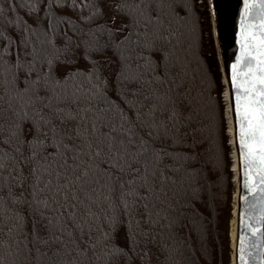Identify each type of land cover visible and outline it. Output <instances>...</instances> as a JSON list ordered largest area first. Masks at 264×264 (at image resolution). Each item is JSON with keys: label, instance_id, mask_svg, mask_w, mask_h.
Segmentation results:
<instances>
[{"label": "snow or ice", "instance_id": "obj_1", "mask_svg": "<svg viewBox=\"0 0 264 264\" xmlns=\"http://www.w3.org/2000/svg\"><path fill=\"white\" fill-rule=\"evenodd\" d=\"M105 2L21 0L27 19L9 22L16 39L0 30V233L9 237L0 235V264L24 252L39 264H133L166 219L161 209L189 158L173 147L191 108L177 99L183 69L174 53V16H186L187 5L107 0L112 16L100 23ZM65 7L75 20L61 14ZM240 15L227 82L240 186L235 261L249 264L250 247L264 252L245 210L249 196L264 205V0H243ZM110 59L111 80L102 67ZM8 204L38 213L43 235L32 226L17 238L21 217L9 216ZM134 211L144 228L121 245L110 226ZM5 219L15 221L6 233Z\"/></svg>", "mask_w": 264, "mask_h": 264}, {"label": "trees", "instance_id": "obj_2", "mask_svg": "<svg viewBox=\"0 0 264 264\" xmlns=\"http://www.w3.org/2000/svg\"><path fill=\"white\" fill-rule=\"evenodd\" d=\"M76 2L79 3V0ZM184 2L187 15L174 16L173 24L179 34L174 53L182 65L181 82L184 85L177 99L190 102L191 108L185 109L181 119V143L173 147L189 158L182 162L183 170L175 174L177 183L170 186L167 206L161 209V217L166 215V219L161 218L151 229L154 243L145 246L142 242L138 249L148 252V255L143 260L136 259L133 264H232L230 231L236 185L231 170L232 148L226 133V103L221 98L224 85L207 0ZM0 8L3 9L0 30L15 40L16 32L9 22L27 19L25 6L21 0H0ZM103 9L105 15L100 18V23L112 16L113 9L107 0ZM43 14L41 6L37 17ZM61 14L75 20L77 13L65 7ZM28 22L33 23L32 20ZM119 23L118 18L115 27H119ZM61 28L71 34L67 25H61ZM108 56L111 57V53ZM78 64L85 67L83 61L78 60ZM102 67L105 76L111 80L117 70L115 61L110 59ZM7 208L9 216L14 210L21 217L23 234H16L17 238L27 237L32 226L40 228L43 235L38 213H33L24 205L8 204ZM13 222L5 219L4 233L7 232V225ZM110 227L116 234L114 239L124 245L126 235L140 232L144 225L134 211L131 216L124 213ZM3 238L9 239L6 235ZM136 238L140 239L139 236ZM15 264H39V258L24 252L17 257ZM118 264L125 262L119 261Z\"/></svg>", "mask_w": 264, "mask_h": 264}, {"label": "water", "instance_id": "obj_3", "mask_svg": "<svg viewBox=\"0 0 264 264\" xmlns=\"http://www.w3.org/2000/svg\"><path fill=\"white\" fill-rule=\"evenodd\" d=\"M208 6L213 39L217 51V59L222 75V84L224 85V99L227 105L226 110L229 122L230 145L232 148L233 165L231 170L234 174L236 189L234 194V240H231V248L233 251L231 259L232 264H236L235 241L237 234V204L238 195L240 194V186L237 179L236 146L233 142L234 118L229 109L228 94L230 92V86L227 82V70L235 61L236 55L239 54L240 51L238 40L239 33L241 31L240 25L242 22V17L240 13L243 7V0H208ZM245 210L247 223L249 225L255 224L261 229V242L264 243V205H261L257 200L254 199V197L249 196L248 201L245 204ZM245 234L250 235L247 232V229H245ZM251 239L252 238L250 237V242ZM248 251L251 253V256L248 257L249 264H259L260 259L264 258V252L259 251V249L250 247Z\"/></svg>", "mask_w": 264, "mask_h": 264}, {"label": "rangeland", "instance_id": "obj_4", "mask_svg": "<svg viewBox=\"0 0 264 264\" xmlns=\"http://www.w3.org/2000/svg\"><path fill=\"white\" fill-rule=\"evenodd\" d=\"M221 98H222V100H224V90H223V92H222V94H221ZM224 103H225V101H223ZM225 117H227V114H226V105H225ZM227 120V119H226ZM226 133L229 135V126H228V124H227V129H226ZM229 144H230V137H229V142H228ZM233 197H234V195H233ZM232 215H233V211H232ZM231 239V238H230ZM232 257V256H231Z\"/></svg>", "mask_w": 264, "mask_h": 264}, {"label": "bare ground", "instance_id": "obj_5", "mask_svg": "<svg viewBox=\"0 0 264 264\" xmlns=\"http://www.w3.org/2000/svg\"><path fill=\"white\" fill-rule=\"evenodd\" d=\"M230 238H231L232 241L234 240V217L231 220Z\"/></svg>", "mask_w": 264, "mask_h": 264}]
</instances>
